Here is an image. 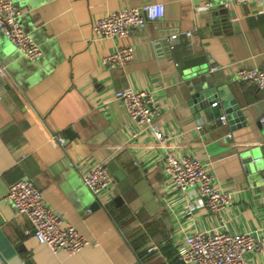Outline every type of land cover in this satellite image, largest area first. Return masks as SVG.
<instances>
[{
    "label": "crops",
    "instance_id": "1",
    "mask_svg": "<svg viewBox=\"0 0 264 264\" xmlns=\"http://www.w3.org/2000/svg\"><path fill=\"white\" fill-rule=\"evenodd\" d=\"M14 1L42 54L30 60L0 32V264H186L190 232L249 230L264 238V87L235 74L264 65V0L209 9L198 7L206 0ZM150 2L165 3L162 18L122 39L95 33L106 12ZM127 43L135 48L129 64L103 63ZM209 81L224 97L233 94L244 121L222 120L227 114L213 109L223 111L219 93L216 103L194 101ZM128 88L153 92L163 140L114 97ZM168 150L211 161L233 201L214 213L195 189L175 186L164 169ZM97 163L113 178L98 197L83 182ZM25 177L90 243L55 252L37 239L7 196ZM246 260L264 264V249Z\"/></svg>",
    "mask_w": 264,
    "mask_h": 264
},
{
    "label": "built area",
    "instance_id": "2",
    "mask_svg": "<svg viewBox=\"0 0 264 264\" xmlns=\"http://www.w3.org/2000/svg\"><path fill=\"white\" fill-rule=\"evenodd\" d=\"M247 1L249 0H206L198 7H229ZM150 11L153 12L152 16ZM165 11L163 2H150L108 11L97 19L94 31L100 37L126 38L133 29L146 26L149 20L162 18ZM22 15L14 0H0V32L27 58L36 60L41 56L42 50L39 43L24 28ZM187 33L190 34L191 31ZM134 50L132 44H121L103 57V63L109 66H125L133 60ZM235 74L242 81L264 87V65L240 67ZM114 97L124 102L129 116L142 129L149 130L157 139H164L163 131L156 121L160 106L153 92L128 88L115 91ZM221 118L223 121L227 120L225 115ZM260 122L264 129V113ZM201 126L199 124L197 127ZM55 137L64 145L65 138L62 135L57 134ZM211 164V161L205 162L193 154H181L175 150H168L164 159V169L171 182L182 190L195 189L204 199L206 206L212 212L218 213L233 201V193L217 185ZM83 182L98 197L110 188L113 178L103 163H97L83 174ZM7 196L15 213L27 215L34 235L53 251L76 253L90 243V240L73 224L67 222L61 213L55 212L45 203L42 190L32 179L25 177L11 183ZM185 242L187 247L183 248L181 253L186 264H247L246 254L249 251L264 249V238L249 230L194 231L186 235ZM153 248L155 247L150 249Z\"/></svg>",
    "mask_w": 264,
    "mask_h": 264
},
{
    "label": "water",
    "instance_id": "3",
    "mask_svg": "<svg viewBox=\"0 0 264 264\" xmlns=\"http://www.w3.org/2000/svg\"><path fill=\"white\" fill-rule=\"evenodd\" d=\"M208 87H206L205 91L202 93L194 92L193 98L194 101H200L201 104L209 105L211 103H216L218 100H222L223 102V111H220V108L218 104H215V107L213 108L214 111L218 114H227V118H229L230 122L233 123L235 121L239 122L241 120L244 121L243 111L241 108V105L238 103L236 99H234L233 94L227 91L226 97H224L225 90L222 89V87H215L212 85L209 81L207 83ZM218 93L220 96V99L218 97ZM207 112L210 111V107L206 109Z\"/></svg>",
    "mask_w": 264,
    "mask_h": 264
},
{
    "label": "clouds",
    "instance_id": "4",
    "mask_svg": "<svg viewBox=\"0 0 264 264\" xmlns=\"http://www.w3.org/2000/svg\"><path fill=\"white\" fill-rule=\"evenodd\" d=\"M153 15V12L152 11H150V16H152Z\"/></svg>",
    "mask_w": 264,
    "mask_h": 264
}]
</instances>
